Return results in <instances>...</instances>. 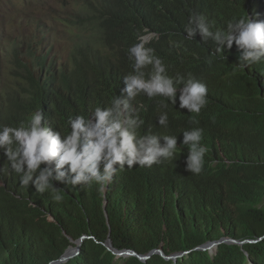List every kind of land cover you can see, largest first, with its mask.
<instances>
[{
	"label": "trees",
	"instance_id": "16d2710c",
	"mask_svg": "<svg viewBox=\"0 0 264 264\" xmlns=\"http://www.w3.org/2000/svg\"><path fill=\"white\" fill-rule=\"evenodd\" d=\"M73 2L81 13L73 22L71 57L63 63L37 20L31 35L7 41L17 83L0 85V129L26 124L43 110L47 124L68 134L69 118L110 106L119 95L132 71L128 49L149 34L157 36L145 47L154 49L166 74L205 83L207 103L195 114L161 96L131 101L144 121L137 135H173L178 148L161 164L118 171L106 193L94 182L77 188L56 182L63 189L57 202L50 189L41 194L22 187L0 152V264H51L83 237L79 255L64 264H264V58L241 70L235 44L214 54L211 39H185L193 13L212 22V31H224L233 18L264 20V0ZM162 112L166 128L157 124ZM195 128L203 130L200 143L208 149L199 174L184 170L189 147L180 145L182 133ZM224 237L263 240L222 243L217 255L199 249ZM109 240L142 256L161 249L168 257L186 254L176 262L161 254L146 262L118 258Z\"/></svg>",
	"mask_w": 264,
	"mask_h": 264
},
{
	"label": "clouds",
	"instance_id": "9594fccd",
	"mask_svg": "<svg viewBox=\"0 0 264 264\" xmlns=\"http://www.w3.org/2000/svg\"><path fill=\"white\" fill-rule=\"evenodd\" d=\"M189 25L185 29V39L193 40L197 34L202 42L211 39L216 45L214 54L222 53L225 49L230 51L235 44L236 66L241 70L264 58V20L249 16L233 18L227 23L226 30L214 32L212 22L203 15L193 13ZM156 36L149 34L128 49V58L133 61L132 71L123 77V87L119 95L112 98L110 106L95 107L88 116L69 118L68 134L62 135L47 124L43 110L33 113L26 124L18 127L6 125L0 129V152L12 172L19 175L22 187L30 186L41 194L50 189L53 199L59 202L63 199V189L57 187L56 182L65 188L68 185L73 188L90 186L94 182L103 191L112 183L117 172L125 167H151L174 157L178 137L137 135L136 129L144 121L135 114L136 109L131 101L141 94L149 98L161 96L175 106L178 102L177 110L186 109L189 113L199 114L207 103L208 89L205 83L194 77L184 81L181 76L173 78L166 74V67L154 54V49L145 47V43L152 42ZM148 66H151V70L146 73ZM180 84L183 87L178 88ZM157 124L167 127L166 112L158 115ZM202 135L200 128L182 133L180 145L189 147L185 160L186 172L199 174L203 169L208 149L200 143ZM0 172H3L2 168ZM224 240L228 242L222 243L245 245L257 243L263 238L238 241L224 237L219 241ZM209 251L214 253L213 250Z\"/></svg>",
	"mask_w": 264,
	"mask_h": 264
},
{
	"label": "rangeland",
	"instance_id": "374dc122",
	"mask_svg": "<svg viewBox=\"0 0 264 264\" xmlns=\"http://www.w3.org/2000/svg\"><path fill=\"white\" fill-rule=\"evenodd\" d=\"M79 6L73 0H0V85L10 81L12 86L17 83L13 73L15 68L6 59V47L15 39L31 35L35 20L46 25V35L55 48V54L64 62L71 57V38L74 34L73 22ZM3 51V52H2ZM23 85V80H19ZM17 87V86H16ZM212 254H215L212 252ZM129 258V257H128Z\"/></svg>",
	"mask_w": 264,
	"mask_h": 264
},
{
	"label": "water",
	"instance_id": "95a60500",
	"mask_svg": "<svg viewBox=\"0 0 264 264\" xmlns=\"http://www.w3.org/2000/svg\"><path fill=\"white\" fill-rule=\"evenodd\" d=\"M105 193H106V189H105ZM107 200L105 198V203H104V210H105V213L107 215V218H108V213H107ZM85 238H88V237H83L81 238L80 240L78 241H73V246L71 248H69L65 254L56 262H53L51 264H64V263H67L69 260H71L72 258H74L75 256L79 255L80 253V248H81V245L83 243V241L85 240ZM222 242H228V240H224V241H219V242H209L205 245H203L201 248V250H213L214 253L217 254V251H218V247L219 245L222 243ZM232 243V242H230ZM108 250H110L112 253H114L118 258H128V257H138L139 259H141L142 261L146 262L152 255L154 254H161L163 255L167 261L169 260H174L175 262L178 260L179 257L185 255L186 253H184L183 255H173V256H166V254L164 253V251L161 249V250H156L154 252H152L150 255L148 256H142L140 254H138L137 252L133 251V250H123V251H120L116 248H114L113 246V243H112V240H109L108 243L106 244Z\"/></svg>",
	"mask_w": 264,
	"mask_h": 264
}]
</instances>
